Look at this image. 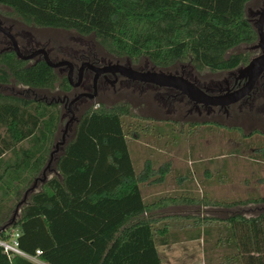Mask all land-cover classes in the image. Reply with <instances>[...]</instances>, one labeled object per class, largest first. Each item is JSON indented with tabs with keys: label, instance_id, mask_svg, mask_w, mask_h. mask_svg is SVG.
Masks as SVG:
<instances>
[{
	"label": "trees",
	"instance_id": "16d2710c",
	"mask_svg": "<svg viewBox=\"0 0 264 264\" xmlns=\"http://www.w3.org/2000/svg\"><path fill=\"white\" fill-rule=\"evenodd\" d=\"M250 1L0 0V5L28 24L94 35L118 56L148 57L162 68L190 62L200 71L217 72L249 62L248 54L228 53L258 40L247 15ZM12 83L31 90H71L68 77H60L45 60L28 64L15 51H5L0 54V85ZM132 107L123 101L87 109L58 153L55 174L28 193L16 214L52 161L62 109L58 103L0 92V240L11 243L18 231V248L26 254L0 245V264H39L33 259L46 264H163L159 246L192 240L220 249V264H264V212L224 218L164 213L173 206L264 203V196L230 203L188 192L144 197L145 178L137 173L129 138L162 139L166 132L156 119L138 116ZM209 123L242 131L211 121L189 122L187 131L194 134L198 125ZM165 124L171 130L178 125ZM257 147L264 149V142ZM181 218L192 220L191 228L170 230Z\"/></svg>",
	"mask_w": 264,
	"mask_h": 264
},
{
	"label": "rangeland",
	"instance_id": "374dc122",
	"mask_svg": "<svg viewBox=\"0 0 264 264\" xmlns=\"http://www.w3.org/2000/svg\"><path fill=\"white\" fill-rule=\"evenodd\" d=\"M256 3L257 1H252L248 7L254 11L257 9ZM0 18L9 25L14 24V32L31 33L35 37L46 38L44 40L49 43V48L57 49L58 45L65 48L81 46L80 41L73 40L80 37L75 31L57 28L45 30L32 24L26 25L12 9L1 5ZM3 36L0 34V50L5 46L1 43L5 40ZM95 40L98 41L94 35L83 36L82 39L85 43ZM247 50L246 44H242L230 50L228 54L243 53ZM61 53L64 54V51ZM144 60L146 61V59ZM149 65L152 64L149 63ZM175 68L180 69L179 66H175ZM0 92L19 94L38 100L46 98L44 101L59 97L57 90L54 92L29 91V88L13 83L6 86L0 85ZM123 101L131 103L133 111L138 116L156 119L155 121L161 124L160 126L166 132L162 139L154 135L142 134L137 135L135 139H133V135L129 138L137 173L143 175L145 182L159 178L162 170L166 169L164 176L161 177L162 181L165 182L164 184L149 187L142 181L147 187L144 190L145 196H150L147 198H151V194H159L160 192L168 194L188 192L199 197L207 195L213 200H225L230 203L264 196V149L260 150L257 147L259 143L264 142L263 118L254 119L256 123L253 127L248 124L244 125V130L240 132L209 123L210 125H198L193 130L194 134H190L187 131L189 121L218 122L229 127H238V124L243 122L224 114L219 117L215 116L213 119L205 115L202 117L190 115L191 117L184 118L185 107L182 108L178 102L175 104L176 112L166 114V108H163L150 93H143L139 89L132 90V88L117 89L116 92L109 94L103 101L98 100L97 103L111 106ZM62 109L64 119L53 146L55 152L52 161L47 165L43 174L36 179L38 181L35 180V188L40 186L44 176L48 178L55 174V161L58 153L63 150L65 143L74 136L76 120L72 121L71 118L72 116L78 118L81 111L74 108V113H71L63 106ZM130 120L131 118H127V124ZM166 120L178 123L176 130H171L167 124L164 125ZM180 124H182L183 130H181ZM256 131L259 132L256 133ZM252 133L254 134L252 135ZM178 179L181 180V184L185 185L184 188L179 187L176 182ZM27 198L28 193L21 199V202H24V199L26 201ZM261 212H264V203L237 204L234 207L190 206L186 208L173 206L166 209L164 213L165 215L201 214L224 218L234 213L254 216ZM185 223L190 224L187 226L191 228L192 220H182L181 218L171 225L170 230L177 231V228L185 226ZM197 229L198 227H192L193 232ZM213 239L215 241V238ZM160 252L163 257V264H220L223 261V252L217 248L211 249L209 244L203 240L181 241L172 245L160 246ZM33 260L39 264H46L38 259Z\"/></svg>",
	"mask_w": 264,
	"mask_h": 264
},
{
	"label": "flooded vegetation",
	"instance_id": "af4514ba",
	"mask_svg": "<svg viewBox=\"0 0 264 264\" xmlns=\"http://www.w3.org/2000/svg\"><path fill=\"white\" fill-rule=\"evenodd\" d=\"M252 1H257V9L254 11L248 7ZM250 2L247 5V15L251 23L256 26L262 17L264 0H251ZM22 22L29 25L23 20ZM33 26L36 25L33 24ZM2 28L7 32H4ZM40 28L45 30L49 29V27ZM0 34H3L5 38L4 41H1L5 46L0 50V54L5 51H14L15 38L19 48L25 55L32 54L36 50L44 48L54 63L69 62L71 64L65 63L54 68L60 77L67 76L69 79V75L71 76V90L65 92L57 89L59 97L47 102L58 103L61 109L63 106V108H67L71 113H74V108L77 111H81L78 118L75 116L71 118L72 121L76 120V125L81 115L87 109L96 105L98 100L103 101L104 98L108 97L112 92H116L117 89L122 90L128 88H132V90L139 89L143 93H150L163 108H166V114L176 112L175 104L178 102L182 108L185 107L183 111L184 118L193 115L197 117L205 115L213 119L215 116L219 117L224 114L242 121L243 123L238 124V127L242 131L246 124L252 127L255 126L254 124L256 122L254 119H264V72L246 95L237 102L226 106H213L204 102H198L176 88L164 87L153 82L135 79L125 73V70L128 68H133L141 72H158L163 70L189 79L208 95L218 96L243 92L247 89L252 76V72L247 71L245 66L253 58L262 54L261 48L257 46L258 40L253 44H246L248 50L243 53L249 55L248 63H243L232 70L214 72L209 69L200 71L190 62H177L172 67L162 68L154 64L148 57L132 59L127 56H118L109 52L99 41L95 40L96 42L85 43L82 41L84 35L79 33L77 34L80 37L73 40L80 41L81 46L77 45L65 48L58 45L57 49L49 48V43L44 40L46 38H38L31 33L14 32V24L9 25L1 18ZM63 51L64 54L61 53ZM39 60H44L43 53L36 55L32 59H25L28 64L36 63ZM149 63L152 65L150 66ZM175 66H179L180 69H176ZM29 91L32 90L29 89ZM41 99L45 100L46 98ZM63 119L64 114L62 112V121Z\"/></svg>",
	"mask_w": 264,
	"mask_h": 264
},
{
	"label": "water",
	"instance_id": "95a60500",
	"mask_svg": "<svg viewBox=\"0 0 264 264\" xmlns=\"http://www.w3.org/2000/svg\"><path fill=\"white\" fill-rule=\"evenodd\" d=\"M254 27L256 28L258 32V44L257 46L261 48L262 54L259 56L253 58L246 66L245 69L249 72H252L251 79L249 81V85L247 86V89L243 92H237L229 95H208L205 93L198 85H196L194 82L190 81L189 79L184 78L183 76L175 75L166 71H158V72H141L137 71L133 68H128L125 70L130 77L139 79L142 81H149L153 82L157 85L164 86V87H171L176 88L180 90L184 94H188L189 97L192 99L198 101V102H204L209 105L213 106H226L231 103H235L238 100H240L244 95H246L253 87V85L256 83V81L259 79V77L264 72V10L262 13L261 20L259 23ZM4 32H7L4 28H2ZM18 57L20 59H32L38 54H44V60L53 68H56L60 65H63L65 63L70 64L69 62H60V63H54L49 55L46 49L41 48L39 50H36L32 54L25 55L21 49L19 48V45L14 38V49H13ZM71 65V64H70ZM69 81L72 84L71 76L69 75ZM206 98V100H205ZM55 150L51 152V160L54 155ZM50 163V162H49ZM47 179L46 176H44L41 180L44 182ZM38 180H36L37 182ZM36 187V183L27 190V193L30 191H33ZM25 201V199H24ZM23 203L20 202L15 210V213H18V210L20 208V205Z\"/></svg>",
	"mask_w": 264,
	"mask_h": 264
},
{
	"label": "built area",
	"instance_id": "2783aa9c",
	"mask_svg": "<svg viewBox=\"0 0 264 264\" xmlns=\"http://www.w3.org/2000/svg\"><path fill=\"white\" fill-rule=\"evenodd\" d=\"M18 235H19V232L16 231L14 239H13V241L11 243L0 240V245L3 246L7 252L13 251V252H16L18 254L26 255L18 248V242H17V239H16ZM37 253L41 254L42 251L41 250H37Z\"/></svg>",
	"mask_w": 264,
	"mask_h": 264
},
{
	"label": "crops",
	"instance_id": "0c3cea01",
	"mask_svg": "<svg viewBox=\"0 0 264 264\" xmlns=\"http://www.w3.org/2000/svg\"><path fill=\"white\" fill-rule=\"evenodd\" d=\"M137 138V137H136ZM133 139H135V138H133ZM58 157V156H57ZM132 157H133V159H134V156H133V154H132ZM53 176V175H52ZM52 176H50V177H48V178H51ZM155 181V182H154ZM145 182V181H144ZM142 183L141 185V187H142V192H143V195H144V197H150V196H145V194H144V190H145V188H147L146 187V185L148 184V186L150 187V186H152V187H155V186H153V185H156V186H158L159 184H161V183H165L164 181H162V178L161 177H159V178H155V180L154 179H151L149 182H145L146 183V185H145V183ZM158 182V183H157ZM180 187V186H179ZM159 194H163L162 192H160ZM164 194H168V193H165L164 192ZM152 196H154V195H158V194H151ZM165 212V211H164ZM248 217H250V216H248ZM185 226H187V225H190V224H184ZM174 244H176V243H174ZM170 245H172V244H170ZM158 250H159V253H160V255H161V258H162V260H163V257H162V253L160 252V246L158 247ZM163 262V261H162Z\"/></svg>",
	"mask_w": 264,
	"mask_h": 264
}]
</instances>
